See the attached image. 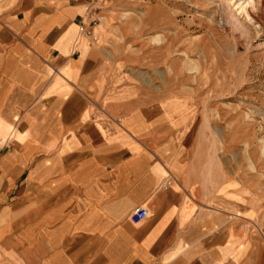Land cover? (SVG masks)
<instances>
[{
	"label": "crops",
	"instance_id": "crops-1",
	"mask_svg": "<svg viewBox=\"0 0 264 264\" xmlns=\"http://www.w3.org/2000/svg\"><path fill=\"white\" fill-rule=\"evenodd\" d=\"M84 6L0 0V264H264L259 198L208 190L189 107L118 71Z\"/></svg>",
	"mask_w": 264,
	"mask_h": 264
},
{
	"label": "rangeland",
	"instance_id": "rangeland-1",
	"mask_svg": "<svg viewBox=\"0 0 264 264\" xmlns=\"http://www.w3.org/2000/svg\"><path fill=\"white\" fill-rule=\"evenodd\" d=\"M99 16L118 71L191 110L208 190L244 186L259 198L263 224L264 0H103ZM165 107L183 120L172 102Z\"/></svg>",
	"mask_w": 264,
	"mask_h": 264
},
{
	"label": "built area",
	"instance_id": "built-area-1",
	"mask_svg": "<svg viewBox=\"0 0 264 264\" xmlns=\"http://www.w3.org/2000/svg\"><path fill=\"white\" fill-rule=\"evenodd\" d=\"M103 0H85V11L88 12L89 15V24H95L99 20V16H94V9H100L101 4ZM80 23V31L84 34H90V32L86 29L85 25L82 21H79ZM93 39H96V37H93ZM171 179L167 177L164 182L163 186L170 185ZM148 216L147 209L143 207L142 205L137 206L135 210L130 215V221L134 224L142 222L146 217ZM262 234H264V229L262 231Z\"/></svg>",
	"mask_w": 264,
	"mask_h": 264
},
{
	"label": "bare ground",
	"instance_id": "bare-ground-1",
	"mask_svg": "<svg viewBox=\"0 0 264 264\" xmlns=\"http://www.w3.org/2000/svg\"><path fill=\"white\" fill-rule=\"evenodd\" d=\"M241 8H242V10H247L246 8H247V5H242L241 6ZM99 18H101V17H99ZM253 224H256L257 222H252Z\"/></svg>",
	"mask_w": 264,
	"mask_h": 264
}]
</instances>
